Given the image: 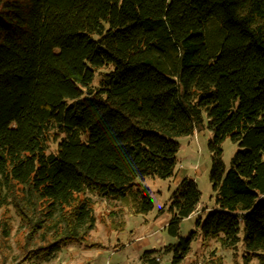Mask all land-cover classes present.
<instances>
[{"label":"trees","instance_id":"trees-1","mask_svg":"<svg viewBox=\"0 0 264 264\" xmlns=\"http://www.w3.org/2000/svg\"><path fill=\"white\" fill-rule=\"evenodd\" d=\"M206 128L203 243L264 264V0H0V209L26 231L12 264L102 248L92 196L149 214L143 183L175 179L177 139ZM227 138L239 147L228 169ZM200 199L189 177L170 198L172 264L191 252L196 232L180 224ZM1 231L8 241L7 218ZM202 264L226 263L212 251Z\"/></svg>","mask_w":264,"mask_h":264},{"label":"rangeland","instance_id":"rangeland-1","mask_svg":"<svg viewBox=\"0 0 264 264\" xmlns=\"http://www.w3.org/2000/svg\"><path fill=\"white\" fill-rule=\"evenodd\" d=\"M105 71L96 73L94 85H98L102 76L100 74ZM211 138L212 133L206 128L192 136L177 139L180 143L177 177L167 180L147 178L143 183L149 188L154 201V209L147 215L135 214L133 209L124 203L92 196L97 224L90 232L89 239L90 242L101 244L102 248L80 249L70 246L56 257L48 261L37 260L35 264H144L139 255L142 256L146 251L155 252L159 264H172L173 254L166 250L172 245H177L179 239L169 236L166 231L170 222L168 209L170 198L184 177L196 181L201 199L195 214L182 220L180 224L181 237L188 238L192 232H196L191 252L181 264H202L211 256L212 251L221 256L226 264H261L257 258H244L241 245L235 249H226L214 240L205 245L202 234L198 231V220L203 221L214 207L209 178L212 158L208 143ZM55 148L56 143L52 142L50 151ZM222 149L223 162L228 169L231 158L239 147L227 138L222 143ZM4 218H7L11 225L8 241H4L2 237L1 222ZM25 233L14 208L0 209V264H12L20 257ZM5 254L9 255L7 260Z\"/></svg>","mask_w":264,"mask_h":264},{"label":"crops","instance_id":"crops-1","mask_svg":"<svg viewBox=\"0 0 264 264\" xmlns=\"http://www.w3.org/2000/svg\"><path fill=\"white\" fill-rule=\"evenodd\" d=\"M181 178V177H180ZM194 215V214H193ZM139 257L141 258V256L139 255Z\"/></svg>","mask_w":264,"mask_h":264}]
</instances>
